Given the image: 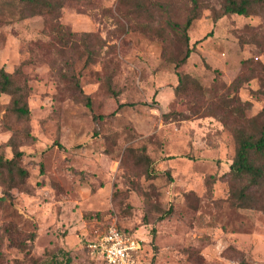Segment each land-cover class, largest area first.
Segmentation results:
<instances>
[{
	"label": "rangeland",
	"instance_id": "rangeland-1",
	"mask_svg": "<svg viewBox=\"0 0 264 264\" xmlns=\"http://www.w3.org/2000/svg\"><path fill=\"white\" fill-rule=\"evenodd\" d=\"M62 4L20 19L19 0H0V68L18 72L30 111L17 120L0 94V154L27 173L0 185V264H93L86 245L111 225L140 242V264H264V213L227 200L233 118L206 113L221 98L249 102L245 117L264 109V6L221 15L201 0L186 43L169 22L190 0Z\"/></svg>",
	"mask_w": 264,
	"mask_h": 264
},
{
	"label": "trees",
	"instance_id": "trees-1",
	"mask_svg": "<svg viewBox=\"0 0 264 264\" xmlns=\"http://www.w3.org/2000/svg\"><path fill=\"white\" fill-rule=\"evenodd\" d=\"M64 0H19L21 7L18 15L20 19L26 16L44 15L49 18L58 17L60 9L63 6ZM191 8L189 16L183 25L175 22H169L172 29L183 33L184 40L188 43L186 31L191 26L193 20L197 19L201 12V0H190ZM264 0H221L220 14H236L240 16H249L255 12V8L263 7ZM10 16L13 13L10 12ZM147 31L152 30L149 26H143ZM56 34L62 36L60 26H57ZM191 53L190 48H186L182 57L176 60L174 68L178 70L185 64ZM89 54L88 59H91ZM260 66V65H259ZM257 70H255V74ZM16 73H8L0 68V94L10 96L8 111L17 120L27 119L29 117V108L27 104L28 87L21 85L13 78ZM256 76V75H255ZM178 87H188L193 79H190L186 74L177 72ZM185 87V88H186ZM79 88V87H78ZM197 84L194 89L200 91ZM262 90L257 91V94L264 96V86ZM81 92V90H80ZM82 94L84 104L91 108V99L87 95ZM235 103V104H234ZM131 104L118 103V109ZM250 108L249 102L241 103L239 100H230L221 98L220 100L212 101L211 109L206 111L207 115H218L223 125H228L230 118H233V137L236 143V151L234 158L229 165L227 172L228 181V198L231 206L247 209H256L264 213V109L257 115L245 117ZM100 119V117H95ZM8 146L11 147L14 157L22 156V152L18 149V145L14 137L8 140ZM2 146H0V149ZM134 164L136 167L146 169L150 165V158L145 154L144 149L134 153ZM27 173L24 168H18L13 159H9L0 154V185L6 191L17 187L26 178ZM1 197L0 200H2ZM162 218H165L164 216ZM130 235V232L122 230Z\"/></svg>",
	"mask_w": 264,
	"mask_h": 264
},
{
	"label": "built area",
	"instance_id": "built-area-1",
	"mask_svg": "<svg viewBox=\"0 0 264 264\" xmlns=\"http://www.w3.org/2000/svg\"><path fill=\"white\" fill-rule=\"evenodd\" d=\"M140 242L115 225L89 241L86 250L93 264H140Z\"/></svg>",
	"mask_w": 264,
	"mask_h": 264
}]
</instances>
